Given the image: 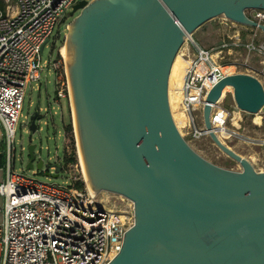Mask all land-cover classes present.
<instances>
[{
	"label": "water",
	"instance_id": "1",
	"mask_svg": "<svg viewBox=\"0 0 264 264\" xmlns=\"http://www.w3.org/2000/svg\"><path fill=\"white\" fill-rule=\"evenodd\" d=\"M247 9H264V0H80L70 11H80L68 27L65 59L86 181L92 195L119 194L135 209L108 264H264V171L223 142L210 119L226 86L239 109L264 113L261 80L227 75L204 105L211 139L240 171L196 152L169 102L172 65L187 36L221 15L264 31ZM39 116L31 117L33 131ZM36 147L28 146L29 170Z\"/></svg>",
	"mask_w": 264,
	"mask_h": 264
},
{
	"label": "built area",
	"instance_id": "2",
	"mask_svg": "<svg viewBox=\"0 0 264 264\" xmlns=\"http://www.w3.org/2000/svg\"><path fill=\"white\" fill-rule=\"evenodd\" d=\"M1 1L4 8H0V131L6 149L5 163H0V264H108L121 251L125 233L134 225V203L119 197L118 203H112L105 196L110 193L107 191L92 195L81 159L66 162L64 167L52 166L55 170L79 171L65 184L45 182L15 168V133L27 86L40 80L45 69L53 67L57 70V97L71 102L69 82L59 72L61 60H43V53L67 11L80 0ZM246 14L264 23V9H247ZM232 23L240 29L234 30L229 42L218 49L198 48L184 82L188 126L197 138L210 136L203 111L208 93L222 79L214 75L221 53L242 48L249 55L261 57L264 65V41L256 39V33L244 39L245 30L241 33V29L250 26ZM62 49L61 45L59 56L64 58ZM216 51L220 55L214 61L211 55ZM202 64L208 69L204 71ZM222 103L219 100L213 105L210 114L217 135L216 123L227 125L230 114ZM78 181L84 185L75 186Z\"/></svg>",
	"mask_w": 264,
	"mask_h": 264
},
{
	"label": "rangeland",
	"instance_id": "3",
	"mask_svg": "<svg viewBox=\"0 0 264 264\" xmlns=\"http://www.w3.org/2000/svg\"><path fill=\"white\" fill-rule=\"evenodd\" d=\"M79 13L80 11H77L71 16L70 10L67 11L65 19L56 27L43 53V60H56L58 58L61 60L59 63V72L61 73L62 79L66 82L69 78L65 59L67 58L66 50L64 49V47L66 48L67 42L66 35L69 25ZM237 28L240 29L239 26H233L232 21L224 15L204 23L191 37L186 38L187 42L184 43L174 62V70L183 62L186 53L194 58L198 53L199 47L218 49L222 43L230 41L229 36ZM243 30H245L244 33L246 35V37H243L244 39L256 33V39L264 41V31L254 27H247L242 28L241 33ZM61 45L64 49H62L64 58L61 55L59 56V48ZM217 52L219 51L213 53ZM217 58H215V61H217ZM218 63L214 71L216 79H220V76L223 78L226 75L245 72L258 77L264 86V65L261 64V57L258 55H249L242 48L233 52L224 50L221 53ZM171 80L172 86L170 84L169 96L170 98L172 97L174 104L171 109L175 122L186 141L196 152L210 162L229 170H242L241 164L224 153L213 142L210 136L204 135L197 138L190 133L186 108L181 106L183 105L182 98L180 97L181 91L175 86L173 77ZM57 89V70L53 67L48 70L45 69L40 80L31 82L27 86L24 98V109L22 110V115L18 121L15 133V168L17 170L27 171L29 174L45 182L65 184L66 181L71 182L72 174L74 176L79 175V171L76 169H71V171L55 170L52 169V166L62 165L64 167L66 164L65 159L73 152V149H75L77 161L81 159V156L76 135L72 102L67 98L59 99L57 97ZM232 92L233 89L226 88L221 99L223 101L222 106L230 114L227 125L223 126L216 123V127L219 129L218 135L223 142L249 159L257 171H264V113L251 114L239 109L234 101ZM36 111L40 113V117L35 122L36 131H33L31 117ZM227 115L228 113L225 111L224 117H227ZM69 124L73 125V131L67 130ZM198 124H201L200 119H198ZM4 139V134L0 131V152L6 149L5 142H3ZM31 142L37 145L35 149L36 160L34 161L35 167L28 170L26 168L30 159L28 146ZM40 159L44 161L42 169L37 168V163ZM35 172L37 174H34ZM47 173L50 175H47ZM55 174H58V177H53ZM113 194L107 193L105 195L111 196L109 198L112 203L113 201L118 203L119 198Z\"/></svg>",
	"mask_w": 264,
	"mask_h": 264
},
{
	"label": "bare ground",
	"instance_id": "4",
	"mask_svg": "<svg viewBox=\"0 0 264 264\" xmlns=\"http://www.w3.org/2000/svg\"><path fill=\"white\" fill-rule=\"evenodd\" d=\"M189 36H187V38H188ZM185 42H187V39L185 40ZM184 42V43H185ZM184 45V44H183ZM183 47V46H182ZM181 47V48H182ZM64 49L66 50V48L64 47ZM63 49V50H64ZM179 51H181V49L179 50ZM179 53V52H178ZM68 56V54H67V50H66V57ZM177 56H178V54H177ZM177 56H176V58H177ZM219 56V52H217V53H213L212 55H211V57H212V59L215 61L216 59L215 58H217ZM176 58H175V60H176ZM175 60H174V62H175ZM173 65H174V63H173ZM173 65H172V69H171V73H170V78H169V88H170V84H171V86H172V77H173V82H174V84H175V86L176 87H178L179 89H180V97L182 98L181 99V101H182V103H183V97H184V82H185V79H186V76H187V73H188V71H189V69L191 68V66H192V57L190 56V54H185V58L183 59V62L177 67V69H175L174 70V68H173ZM204 64H202V69L205 71V70H207L208 68L206 67V65H204ZM206 67V68H205ZM176 68V67H175ZM174 72H175V74H174ZM218 72H219V70H218ZM227 76V75H226ZM225 77V76H224ZM220 79H221V76H220ZM170 80H171V82H170ZM226 88L227 89H230V90H232L233 88H232V86H226ZM225 88V89H226ZM232 88V89H231ZM224 89V90H225ZM224 90H223V94H224ZM223 94H222V96H223ZM221 99H222V97H221ZM220 99V100H221ZM169 102H170V107H172L173 108V99H172V97L170 98V96H169ZM183 108L185 107V105L183 104V105H181ZM186 108V107H185ZM171 111H172V109H171ZM258 113H260V112H258ZM255 114H257V113H255ZM172 115H173V113H172ZM173 118H174V116H173ZM175 120V119H174ZM176 123V122H175ZM177 125V124H176ZM219 138H220V136H219ZM81 156V155H80ZM81 158V157H80ZM81 161H82V159H81ZM107 194V193H106ZM115 197H119V198H122V199H126V197H124V196H122V195H119L118 196V194H113ZM117 195V196H116ZM106 196V198L108 199L109 197H111V196H109V195H105ZM128 200V199H127ZM131 202V201H130Z\"/></svg>",
	"mask_w": 264,
	"mask_h": 264
},
{
	"label": "trees",
	"instance_id": "5",
	"mask_svg": "<svg viewBox=\"0 0 264 264\" xmlns=\"http://www.w3.org/2000/svg\"><path fill=\"white\" fill-rule=\"evenodd\" d=\"M0 8H4V3L1 0H0ZM67 130L68 131H73V125L69 124L67 126ZM73 140H74V138H73ZM76 160H77L76 152H75V149H73V152L71 153V155L66 157L65 162H69V161L73 162V161H76ZM0 163L1 164L5 163V153H4V151L0 152ZM83 185L84 184L81 181H78V182L75 183V186H77V187H82Z\"/></svg>",
	"mask_w": 264,
	"mask_h": 264
},
{
	"label": "crops",
	"instance_id": "6",
	"mask_svg": "<svg viewBox=\"0 0 264 264\" xmlns=\"http://www.w3.org/2000/svg\"><path fill=\"white\" fill-rule=\"evenodd\" d=\"M3 142H5V139L3 140Z\"/></svg>",
	"mask_w": 264,
	"mask_h": 264
},
{
	"label": "flooded vegetation",
	"instance_id": "7",
	"mask_svg": "<svg viewBox=\"0 0 264 264\" xmlns=\"http://www.w3.org/2000/svg\"><path fill=\"white\" fill-rule=\"evenodd\" d=\"M37 120V119H36Z\"/></svg>",
	"mask_w": 264,
	"mask_h": 264
}]
</instances>
